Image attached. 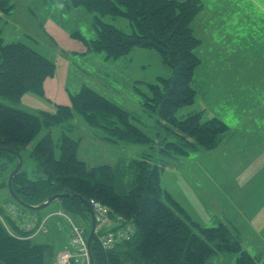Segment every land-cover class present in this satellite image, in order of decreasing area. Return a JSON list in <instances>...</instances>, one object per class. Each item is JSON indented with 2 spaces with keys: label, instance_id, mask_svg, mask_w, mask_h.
Masks as SVG:
<instances>
[{
  "label": "trees",
  "instance_id": "1",
  "mask_svg": "<svg viewBox=\"0 0 264 264\" xmlns=\"http://www.w3.org/2000/svg\"><path fill=\"white\" fill-rule=\"evenodd\" d=\"M9 1L0 0V12L7 11ZM62 1L68 7L81 6L99 16L123 17L134 28L128 33L95 15L96 38L82 40L90 51L104 52L107 58H120L133 48H152L160 55L171 77H159V84H148L144 106L157 111L161 121L171 124L182 142L164 141L159 145L158 164H153L147 155L134 160L137 182L127 193H122L115 189L117 178L113 166L103 164L88 169L76 158L78 140L64 132L57 145L59 157L56 158L55 145L47 133L31 151L42 176L29 179L25 172L19 171L12 180L13 191L31 205L40 204L53 194L76 193L88 202L98 201L114 216L128 220L134 226V234L108 252L101 250L94 235L91 243L94 264H205L210 256L225 253H239L236 264H256V257L242 249L229 226L223 222L213 227L201 226L160 185V173L172 160L178 161L198 149L214 150L227 132V126L216 117L204 122L200 113L182 120L174 117L178 108L194 100L191 81L200 65L194 50L200 40L194 36L191 22L202 7L200 1ZM54 72L53 61L23 42L5 43L0 29V96L19 100L27 93L43 95V82ZM74 114L80 115L95 130L104 131L103 138L108 142L148 146L152 141L130 121L133 115L83 85L70 96L68 104L56 105L51 113L35 115L0 103V148L20 152L42 127L54 126ZM1 153L16 160L12 154ZM0 185L6 187L5 183ZM58 202L62 205L60 210L68 216L77 212L85 217L87 234L89 214L82 202L72 198ZM16 204L21 211L33 212ZM0 214L20 236L10 234L0 221V264H52L55 254L47 243L33 240L34 229H21L22 225L8 216L5 207L0 206ZM37 219L36 224L41 218Z\"/></svg>",
  "mask_w": 264,
  "mask_h": 264
},
{
  "label": "rangeland",
  "instance_id": "2",
  "mask_svg": "<svg viewBox=\"0 0 264 264\" xmlns=\"http://www.w3.org/2000/svg\"><path fill=\"white\" fill-rule=\"evenodd\" d=\"M199 1L202 7L191 22L193 34L200 40L199 46L194 50L200 59V65L191 81V87L195 91L194 100L191 104L178 108L174 117L182 120L200 113L201 122L213 117L220 119L227 126L225 137L222 138L226 145H218L212 151L198 149V153L195 150L183 158L181 167L172 160L175 165H168L160 173V185L185 211L198 219V224L204 227L216 226L221 221L217 214L219 204L213 208L207 207L208 212L203 214H198L190 204V198L198 190H206L204 187L210 185L197 170L201 163L207 162L203 154L210 152L207 159L214 163L213 167L218 168L214 181L221 182L224 192H228L226 186H238L235 195L240 197L242 193L240 199L243 200H249V191L256 203L262 206L257 220L263 221L264 167L259 169V174L252 175L253 179L246 176L245 184L234 171V165L238 163V157L246 158L249 155L251 146L264 143V0ZM6 7L5 13L0 12V29L5 43H25L53 61L55 72L44 80L42 96L27 93L19 100L0 96V103L39 115L41 112H50V103L61 104L55 101V92L58 91V99H61L64 89L74 94L85 85L133 115L134 118H130V121L152 140L148 146L126 142L111 143L103 138L104 131L95 130L80 115L74 114L54 126L42 127L36 137L20 149V171L25 172L29 179L42 176L31 151L39 139L49 132L55 145V157L58 158L57 145L64 132L72 139H80L76 151L79 161H83L88 169L103 164L113 166L117 178L116 191L127 193L137 182L136 168L132 163L134 160L147 155L153 164H158L161 160L159 145L164 141L182 142L171 124L161 121L157 111L144 106L148 84H159V77H171L170 69L152 48H133L120 58H107L104 52L90 51L82 40L96 38L93 20L98 14L81 6L68 7L62 0H10ZM99 18L125 32L132 33L134 30L123 17L105 15ZM63 34H67L66 38H63ZM70 34L76 36H69ZM233 147L236 156L228 154ZM15 164L13 156L1 153L0 184L7 183ZM260 182L259 187L251 186H257ZM239 185L241 189H238ZM229 193L231 194L230 191ZM7 200L13 201L7 188L0 185V205ZM57 202L55 200L46 208L33 212L40 216L46 214L44 217H47L61 211H53ZM240 214L234 221L230 220L234 226L231 230L242 249L256 257V264H264V257L260 255L264 250H250L247 247L248 238L244 233L239 234L235 228L239 230L246 221L243 209ZM72 217L76 225L87 228L88 221L82 214L76 212ZM52 223L59 224L58 232L53 229ZM41 229L33 240L47 243L55 254L62 247V235L67 229L66 221L53 215L43 222ZM253 253L259 255L255 256ZM238 256L239 253L212 255L205 264H236Z\"/></svg>",
  "mask_w": 264,
  "mask_h": 264
},
{
  "label": "crops",
  "instance_id": "3",
  "mask_svg": "<svg viewBox=\"0 0 264 264\" xmlns=\"http://www.w3.org/2000/svg\"><path fill=\"white\" fill-rule=\"evenodd\" d=\"M66 35L63 34V38H66ZM69 36L74 37L75 35L70 34ZM71 95H72V93L70 91L68 92L67 89H64L63 97L61 99H58V91H57V93L55 92L54 98H55V101H58L64 105V104L69 103V98ZM39 96H42V95H39ZM55 107H56V103H54V102L50 103V108H51L50 112H53L55 110ZM47 133H49V132H47ZM47 133H45V135ZM245 133H244V135H245ZM76 140H78V142L80 144V139H76ZM262 140L264 141V137L262 138ZM227 143H228V141H227ZM219 145H226L224 139H221ZM78 148H79V145H78ZM78 148H77V150H78ZM196 152H198V150H196ZM209 153L210 152H208V154H203V158H205L207 160V162L201 163L197 167V170L207 179V181L210 183V185H206L204 187L206 190H203V189L198 190V193L194 194L190 198V201H191L190 204L193 205V208L196 210V212L198 214L207 213L208 212L207 207L213 208L214 205L219 204V209L217 210V214L219 216V219L221 218L220 222L225 223L231 229H232V227H234L233 224L231 223V221H234L235 219L240 217L241 216L240 212L243 209L245 211L246 221L243 222V227L239 228L240 231L238 230L237 227H235L237 229V232L239 234L244 233L245 236L248 238L249 243H248L247 247L251 248L250 250H260V249L264 250V220L263 221L257 220L258 219L257 217H258L260 211L262 210V206H260L258 204V202L256 203L255 197L249 191H248V194L250 196L249 200L240 199L242 193H241L240 197H237L235 195V190H236V187H238V186H236V187H234L232 185L226 186L228 189V192H224L221 182L217 183L214 181L215 175H217L218 168L213 167L214 163H212L209 159H207V157L210 155ZM228 154H230L231 156H233V155L236 156L235 147L231 148ZM182 160H183V158L178 160V161H174V162H176L178 164L177 166L181 167ZM174 162H171L168 165H175ZM168 165H166L163 169H166L168 167ZM184 165H185V162H183V166ZM262 167H264V143H259V144H254L253 146H251V148L249 150V155L246 158H241V157L239 158L238 157V163L234 165V171H236L238 173L237 176L240 177V179H242L246 184V179H247L246 176H248L249 179H253L252 175H254L256 173L259 174L261 172V171H259V169ZM211 171H213V172H211ZM244 175H245V178H244ZM245 184L243 186H246ZM260 185H261V182L257 186H254V185H251V186L252 187H259ZM229 187H230V189H229ZM247 187H250V186H247ZM238 189H241V185H239ZM229 191L231 192V194L229 193ZM8 203H11V201H9V200L5 201V204H8ZM5 204H3V205H5ZM3 205H0V206H3ZM61 207H62L61 203L57 202V206L55 207V209L53 211L61 209ZM203 208H205V209H203ZM186 212L188 213V215L190 216V218L193 221L198 223V219H196L187 210H186ZM24 214H26L28 216H33L34 218H36L35 219L36 222L38 220L37 219L38 217L43 219V216L46 215V214H44L43 216H40V215L35 214L34 212H28V211L27 212L24 211ZM209 215L211 216L210 213H208V216ZM255 220H257V221H255ZM51 226L53 227V229L55 231L58 232L59 224L52 223ZM110 227H111V225L108 228H110ZM21 229H24V228H21ZM34 238H35V236H34ZM66 239H67V229L64 230V233L62 235V240H63L62 247L65 245ZM253 255H255V256L259 255V253H253ZM260 255H262L264 257V253H260Z\"/></svg>",
  "mask_w": 264,
  "mask_h": 264
},
{
  "label": "built area",
  "instance_id": "4",
  "mask_svg": "<svg viewBox=\"0 0 264 264\" xmlns=\"http://www.w3.org/2000/svg\"><path fill=\"white\" fill-rule=\"evenodd\" d=\"M95 217V230L97 242L104 252L112 250L115 245L121 241L129 239L134 234V226L125 218L120 216L111 217L110 209L95 200L89 201ZM6 212L8 216L17 220L23 214L21 210L14 205H7ZM57 215L62 217L67 223V240L65 245L55 253L52 264H90L86 244V231L84 228L75 224L74 220L62 211H58L44 217L36 224L33 216L23 215L22 227L26 230L34 229L32 235H35L42 228L43 222L50 216ZM0 221L10 234L16 235L7 225L5 218L0 214ZM111 227L107 228V224ZM38 229V231H36ZM42 230V229H41Z\"/></svg>",
  "mask_w": 264,
  "mask_h": 264
},
{
  "label": "water",
  "instance_id": "5",
  "mask_svg": "<svg viewBox=\"0 0 264 264\" xmlns=\"http://www.w3.org/2000/svg\"><path fill=\"white\" fill-rule=\"evenodd\" d=\"M2 151L6 152L8 154L14 155L16 157V160H17L14 168L11 170V172L9 174V177H8V180L6 183V188H7L9 195L11 196V198L16 203H18L20 206L27 208V209H30L32 211H37V210H42V209L46 208L53 201L59 200L62 198H72V199H77L80 202H82V204L86 207L88 214H89L90 226H89V230H88L87 237H86V244H87V250H88V256L90 259V264H94V259H93L92 251H91V243L93 240V235H94V230H95V217H94V213H93V210H92L89 202L86 199H84L82 196H80L76 193L63 192V193L50 195L49 197L46 198L45 201H43L42 203L37 204V205H31V204L25 203L16 195V193L13 191V188H12L13 177L20 171L21 166H22V156L16 150H12V149H8V148H0V152H2Z\"/></svg>",
  "mask_w": 264,
  "mask_h": 264
},
{
  "label": "clouds",
  "instance_id": "6",
  "mask_svg": "<svg viewBox=\"0 0 264 264\" xmlns=\"http://www.w3.org/2000/svg\"><path fill=\"white\" fill-rule=\"evenodd\" d=\"M62 6V5H61Z\"/></svg>",
  "mask_w": 264,
  "mask_h": 264
}]
</instances>
